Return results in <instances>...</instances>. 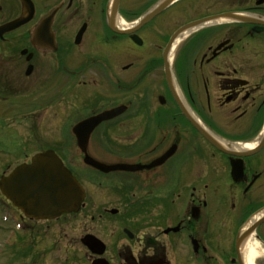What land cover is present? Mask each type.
I'll return each instance as SVG.
<instances>
[{
	"label": "flooded vegetation",
	"instance_id": "af4514ba",
	"mask_svg": "<svg viewBox=\"0 0 264 264\" xmlns=\"http://www.w3.org/2000/svg\"><path fill=\"white\" fill-rule=\"evenodd\" d=\"M22 13L0 38L12 73L0 88L19 90L0 101L54 108L66 91L115 90L76 121L122 109L92 130L87 152L103 127L119 156L147 155L109 162L135 170L67 165L85 192L72 226L82 219L109 264H245L251 243L252 264H264V0H0V25Z\"/></svg>",
	"mask_w": 264,
	"mask_h": 264
},
{
	"label": "rangeland",
	"instance_id": "374dc122",
	"mask_svg": "<svg viewBox=\"0 0 264 264\" xmlns=\"http://www.w3.org/2000/svg\"><path fill=\"white\" fill-rule=\"evenodd\" d=\"M86 46H89L88 43ZM13 71H17V69L14 68ZM88 74L90 73L85 74L83 78L86 79ZM11 75L6 67L4 69L0 64V82H2L0 85L9 83ZM6 87V90L1 87L0 93H13L15 90H19V84H10ZM83 88V91L90 89V91L87 90L88 94L94 92L91 88ZM76 93L77 99L74 98ZM70 94L69 91H66L64 98L58 101L54 108L44 106L43 109H37L29 101L18 99L14 95L7 96L5 101H0V176L9 173L18 164L29 161L34 153L47 148L58 150L69 166L84 167L81 154L76 148L71 133V127L79 118L83 117L81 115L85 113L86 103H93L98 99L101 103L110 105L115 101L116 94L115 90L111 92L105 89L101 90L95 99H84V92L80 89L74 92L73 96ZM66 96L72 98L77 107H85L73 111V108L69 107V100L66 103ZM4 103H16L17 105L11 106L7 112H3ZM53 110L58 111L57 119H52L50 116ZM27 113L30 114L19 120V116ZM103 130L104 128L101 127L92 139L90 153L95 158L105 162H132L137 158L146 159L147 155L128 154L123 156L121 154L126 153H121L119 156L117 148H112L101 138ZM14 215L20 221L17 227L13 223ZM70 220L69 216L51 221L29 220L23 217L22 213L0 193V264H90L92 259L90 253L80 242V238L84 234L82 219L77 221L75 227L72 226L70 223L72 220ZM111 230L105 233V239H108ZM111 254L114 253L111 252ZM105 256L104 254L103 257ZM111 257L114 259L116 255ZM113 261L114 264L120 263L119 260Z\"/></svg>",
	"mask_w": 264,
	"mask_h": 264
},
{
	"label": "water",
	"instance_id": "95a60500",
	"mask_svg": "<svg viewBox=\"0 0 264 264\" xmlns=\"http://www.w3.org/2000/svg\"><path fill=\"white\" fill-rule=\"evenodd\" d=\"M26 21L24 13L16 20L0 26V36L8 33ZM36 34V32H35ZM77 38V42L79 41ZM121 108L103 111L76 124L72 131L77 146L83 153V163L102 171L115 169L135 170L127 163H102L87 153V144L92 130L102 121L110 119L121 112ZM212 142V141H211ZM172 153L168 150L152 161L148 167L158 166ZM112 165V166H106ZM0 192L11 203L31 219L52 220L63 214L78 211L84 191L62 160L52 151L46 150L35 154L30 163L17 165L8 175L0 177ZM239 240V239H238ZM82 243L95 254H102L104 245L93 236H85ZM92 264H107L104 259L97 258Z\"/></svg>",
	"mask_w": 264,
	"mask_h": 264
},
{
	"label": "bare ground",
	"instance_id": "6f19581e",
	"mask_svg": "<svg viewBox=\"0 0 264 264\" xmlns=\"http://www.w3.org/2000/svg\"><path fill=\"white\" fill-rule=\"evenodd\" d=\"M247 256H246V262L245 264H252V259L255 257L256 255V251H255V246L253 243L249 244V248L246 251Z\"/></svg>",
	"mask_w": 264,
	"mask_h": 264
}]
</instances>
